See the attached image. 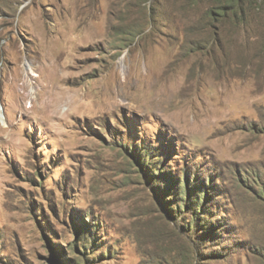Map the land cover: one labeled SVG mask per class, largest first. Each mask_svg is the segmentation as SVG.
<instances>
[{
    "label": "rangeland",
    "instance_id": "obj_1",
    "mask_svg": "<svg viewBox=\"0 0 264 264\" xmlns=\"http://www.w3.org/2000/svg\"><path fill=\"white\" fill-rule=\"evenodd\" d=\"M191 1L0 0V264H264V54Z\"/></svg>",
    "mask_w": 264,
    "mask_h": 264
},
{
    "label": "trees",
    "instance_id": "obj_2",
    "mask_svg": "<svg viewBox=\"0 0 264 264\" xmlns=\"http://www.w3.org/2000/svg\"><path fill=\"white\" fill-rule=\"evenodd\" d=\"M191 4L195 6L198 1L192 0ZM206 17L209 23L200 28L209 29L205 39L215 42L218 52L223 53L240 41L243 49L254 44L256 54H264V0H209ZM186 191L184 207L198 205L200 194L192 192L187 183Z\"/></svg>",
    "mask_w": 264,
    "mask_h": 264
},
{
    "label": "bare ground",
    "instance_id": "obj_3",
    "mask_svg": "<svg viewBox=\"0 0 264 264\" xmlns=\"http://www.w3.org/2000/svg\"><path fill=\"white\" fill-rule=\"evenodd\" d=\"M34 69L31 65L28 66L27 68V75H34Z\"/></svg>",
    "mask_w": 264,
    "mask_h": 264
}]
</instances>
